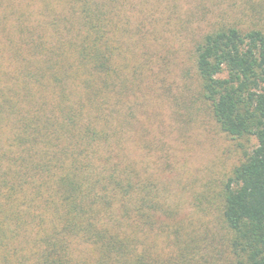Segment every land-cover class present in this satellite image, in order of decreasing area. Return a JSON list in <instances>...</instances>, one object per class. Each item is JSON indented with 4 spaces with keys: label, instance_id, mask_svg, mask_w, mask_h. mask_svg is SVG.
Instances as JSON below:
<instances>
[{
    "label": "trees",
    "instance_id": "16d2710c",
    "mask_svg": "<svg viewBox=\"0 0 264 264\" xmlns=\"http://www.w3.org/2000/svg\"><path fill=\"white\" fill-rule=\"evenodd\" d=\"M35 2L32 30L20 29L33 56L24 105L8 109L18 156L0 193L3 264H204L201 237L162 209L160 172L128 149L136 126L134 150L153 148L144 109H121L119 97L141 91L152 54L137 53L128 75L129 43L112 47V9L101 0ZM217 24L194 46L199 93L184 102L211 109L239 161L199 203L220 202L228 264H264V29ZM124 29L132 40L147 34L142 24Z\"/></svg>",
    "mask_w": 264,
    "mask_h": 264
},
{
    "label": "rangeland",
    "instance_id": "374dc122",
    "mask_svg": "<svg viewBox=\"0 0 264 264\" xmlns=\"http://www.w3.org/2000/svg\"><path fill=\"white\" fill-rule=\"evenodd\" d=\"M101 2L106 9H112V47L117 46L118 39L129 43L126 53L131 59L129 69H125L127 74L132 71L137 53L152 54L149 74L141 91L134 88L119 97L126 101L121 109H144L145 124L141 127L153 148L143 149L141 153L134 150L136 126L131 129L132 138L127 140L128 149L152 171L160 172L158 200L164 204L162 209L172 215L170 222L181 225L183 234L195 231L201 237L200 251L207 260L204 264H228V235L221 219L220 202L199 203V199L206 187L218 190L238 163L236 141L220 129L206 104L195 101L188 106L184 100L199 93L195 44L205 33L217 29V21L264 29V0ZM36 8L35 0H0V193L5 190L2 187L5 172L13 167L18 156L12 142L13 119L8 109H21L24 105L21 87L26 78L22 70L23 65L33 59L30 44L22 40L29 33H21L20 29L32 30ZM141 24L147 37L139 35L138 40H132L130 32L124 28L134 31ZM28 81L32 86L33 82ZM29 99L28 96L27 109L31 106ZM141 104L145 105L138 106ZM46 214L48 219L44 226L50 229L51 213ZM1 221L3 225L4 217L0 212ZM19 241L20 238L17 243ZM160 241L162 248L170 245L164 242L163 236ZM3 255L4 246L0 245V264H3Z\"/></svg>",
    "mask_w": 264,
    "mask_h": 264
}]
</instances>
